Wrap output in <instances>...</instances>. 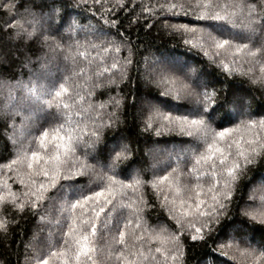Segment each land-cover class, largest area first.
I'll return each mask as SVG.
<instances>
[{
	"label": "snow or ice",
	"instance_id": "1",
	"mask_svg": "<svg viewBox=\"0 0 264 264\" xmlns=\"http://www.w3.org/2000/svg\"><path fill=\"white\" fill-rule=\"evenodd\" d=\"M109 3L0 0V66L11 68L22 56L27 67L46 50L62 58L67 72L59 83L9 85L21 88L44 116L27 142L17 139L11 115L2 121L14 151L0 162V247L17 216L41 213L50 231L42 247L24 245L23 264H186V241L203 247L211 241L221 255L232 250L264 264V195L257 202L254 188L243 194L250 169L264 167V110L252 108L251 90L217 88L210 73L180 57L155 61L161 66L138 78L129 102L122 85L133 81L139 54L116 19L129 13L131 29L144 17L151 30L156 24L149 21L159 14L165 23L158 31L199 49L229 77H246L264 89V0H113L105 7ZM82 5L96 8L103 24H82L77 16L90 18L73 14ZM180 15L192 21L167 22ZM140 79L165 87L158 95L141 94ZM97 89L107 98L95 101ZM182 100L191 103H175ZM127 109H136L140 133L175 130L193 141L163 175L154 170L149 179V166L137 160L126 134ZM113 129L118 134L109 136ZM10 180L19 188L13 190ZM230 206L239 213L230 214ZM257 235L259 255L250 243ZM199 264H206L203 257Z\"/></svg>",
	"mask_w": 264,
	"mask_h": 264
},
{
	"label": "trees",
	"instance_id": "2",
	"mask_svg": "<svg viewBox=\"0 0 264 264\" xmlns=\"http://www.w3.org/2000/svg\"><path fill=\"white\" fill-rule=\"evenodd\" d=\"M113 0H110L109 7ZM140 0H137L139 3ZM22 11V9H21ZM115 11L109 13L110 17L115 16ZM131 12V9L129 10ZM80 12L85 17L90 19H83L79 16L76 18L84 25H102L103 20L100 19V14L96 8H92L91 11H86L83 7L74 9L73 14ZM95 12V18L92 17V13ZM139 12V8H136V12L132 13L135 16ZM118 21L123 22V27L120 31L126 34V39L131 41L138 56L134 59L138 61L132 66L131 74L133 81L128 83V87H123V93L129 95V102H131V94L137 88V80L141 76H148L152 71V67H160L156 65L155 61H160L164 57L169 59L172 57H180L182 60L188 61L189 68H203L205 72L211 74V78L216 81L217 88H227L229 86L242 87L249 89L252 95L255 97L252 102V108L257 112L264 110V89H261L258 85L249 83L246 77L236 76L229 77L222 69L217 68L215 65L210 64L199 51V49H192L190 46L185 45L179 37H173L172 35L163 31H158L165 20L157 15L156 19H151L149 22L156 24V27H152L149 30L144 26L145 18L142 17L140 23L131 29L128 27V20L131 19L129 13L120 12L119 16L116 17ZM192 21V17H185L180 15L178 17H169V23H188ZM115 32V29L113 30ZM81 39L84 38V34L81 33ZM118 39V38H117ZM46 51V50H45ZM45 51L37 52L35 56H32V63L27 67L23 66L24 58L21 56L16 60L15 64L11 68L0 66V162H6L7 158H11V153L14 151L12 144L3 135V119L7 115L13 117L12 120L8 121L9 124H15V131L18 140H25V137L35 134V129L43 122L44 113L36 111L38 107L32 100L26 99L25 94L21 88H10V84H14L15 80H20L27 83L29 80L39 79L41 84H51L53 81L59 83L63 75H66V65L62 58L57 59L51 54L45 55ZM127 50L122 52V55H127ZM18 55V54H17ZM40 57V62L37 63L36 57ZM147 58V59H146ZM14 74L15 79L10 80L9 77ZM139 89L141 94L151 90L153 95H158L159 91L163 90L165 86L155 87L151 84H146L142 79L139 81ZM71 83V82H70ZM102 89H97L94 96L95 101L104 100L107 98V93L100 95ZM115 94V90L112 93ZM11 97V98H10ZM175 103L188 104L190 100H182ZM181 114V113H174ZM127 120V135H130L133 140L132 148L136 153L137 160L142 161L147 168V175L150 179L152 173L155 170L157 174L163 175L165 170H170L169 166H175V155L181 153V149L189 148L192 146L193 141L191 138L178 134L175 130L162 134L160 136L154 135L153 132L140 133L136 123V109H127L125 111ZM37 117L40 119L38 120ZM122 118H124L122 116ZM225 126H231L225 124ZM11 132L12 130L9 129ZM118 134L116 129H113L108 133L109 136ZM170 155L172 159L170 160ZM187 172V168H184ZM251 178V183L248 187L243 189V194L247 195L249 188H254L257 202L259 197L264 195V167L256 166L250 169L248 173ZM13 190L19 188V185L14 181L10 180ZM247 183V179L243 181ZM149 196H152L151 190H147ZM152 200L155 201V197L152 196ZM238 201L233 200L232 204L236 205ZM43 210H41L42 212ZM239 213V208L230 206V214L232 212ZM36 214V218H33L31 213H26L22 216H17L16 221L11 225L10 232L8 233L7 240L3 247H0V264H18V257L20 264H23L25 255V244L31 242L32 245L37 247L43 246V241L47 237L50 229L39 220V215ZM156 213H153L155 216ZM165 214V219H166ZM226 221L222 220V223ZM43 227V232H38V229ZM54 231V230H53ZM37 233V238L32 239L33 234ZM259 240L260 236L257 235L254 240L250 243L254 248L257 249L256 255H259ZM185 248V259L186 264H199L201 258L206 261V264H252V258L240 257L237 253L229 250L226 255H221L219 251H213L215 245L211 241L208 242V247L201 246L198 242L186 241ZM207 253V255H205ZM28 254H31L29 249ZM234 257V259H230ZM56 264V262H54Z\"/></svg>",
	"mask_w": 264,
	"mask_h": 264
}]
</instances>
